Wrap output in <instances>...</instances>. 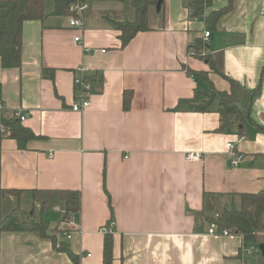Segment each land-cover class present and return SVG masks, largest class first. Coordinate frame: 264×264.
Here are the masks:
<instances>
[{"label":"crops","instance_id":"obj_1","mask_svg":"<svg viewBox=\"0 0 264 264\" xmlns=\"http://www.w3.org/2000/svg\"><path fill=\"white\" fill-rule=\"evenodd\" d=\"M193 1L151 8L149 30L125 47L105 17L132 20L120 2L88 3L84 28L75 29L69 17L53 16L46 0V17L24 24L21 66L5 69L0 59L7 115L29 114L22 140L0 122V218L4 189L22 190L21 206L33 199L31 190L78 191L81 208L68 221L56 207L45 216L64 231L60 238L79 264H103L107 232L113 264H248L242 237L209 234L207 218L217 213L216 197L224 206L235 195L264 191V131L254 124L219 131V99L207 112L190 105L212 88L230 91L228 79L195 56L202 39L205 54H224L228 78L249 89L261 84L251 117L264 128V0H233L208 41L205 24L189 19ZM227 5L220 0L212 9ZM79 68L90 77L92 104L74 112ZM230 143L242 156L238 166L231 165ZM188 153L202 158L189 162ZM0 264L76 263L37 233L8 232L0 234Z\"/></svg>","mask_w":264,"mask_h":264},{"label":"trees","instance_id":"obj_2","mask_svg":"<svg viewBox=\"0 0 264 264\" xmlns=\"http://www.w3.org/2000/svg\"><path fill=\"white\" fill-rule=\"evenodd\" d=\"M53 6L52 15L55 17H74L75 13L70 7L79 2H120L129 1L134 16L132 20L112 18L110 13L105 17L112 20L122 46H127L140 32L149 30V12L151 8H157L158 0H50ZM220 0H195L188 4L190 21H201L208 31H215L220 19L233 10V0H228V5L213 10V4ZM46 0H0V59L5 69L18 68L22 63V45L24 24L30 20H43L45 14ZM164 2L161 10L163 9ZM210 12L208 13L207 11ZM113 15H116L113 13ZM207 49V44L202 39L196 41L195 56L205 61L211 72L228 79L230 91L218 92L213 89L214 95L206 92L205 99L197 104L191 103L190 107L195 112H207L213 105L216 97H219V108L217 112L221 117L219 131L237 124L244 132L246 125L254 124L257 130L264 131L251 117V109L255 100L261 94V84L257 89H249L240 82L228 78L224 72V54L202 55V50ZM46 74L53 75V70L46 69ZM191 77L204 81L208 80L207 73H199L188 70ZM182 104V102H181ZM180 107V106H179ZM176 110H178V108ZM4 132L14 138L22 140L28 136L26 128L13 115H7L1 120ZM22 190L7 189L1 191V218L0 234L8 232H33L41 238L52 242L54 250L68 255L76 264H79L78 256L71 250L69 244L60 238L64 231L52 228L45 214L49 209L58 208L62 215V222L68 221L72 214L80 211L81 195L78 191L69 190H31L33 194V209L24 211L20 205ZM212 197H215L212 195ZM238 198V202L234 198ZM11 198L18 199V204H12ZM233 201L223 206V213L207 218V222L222 232L227 230L230 234L239 235L243 239V246L248 247L252 243L264 244V226L261 216L264 212V191L259 193H244L235 195ZM40 207L37 208L36 205ZM262 255V254H261ZM103 264H113V235L111 232L105 234ZM259 264H264V256L259 258Z\"/></svg>","mask_w":264,"mask_h":264},{"label":"built area","instance_id":"obj_3","mask_svg":"<svg viewBox=\"0 0 264 264\" xmlns=\"http://www.w3.org/2000/svg\"><path fill=\"white\" fill-rule=\"evenodd\" d=\"M88 9H89L88 3L81 4L77 2L70 7V11L76 14V16L70 18L69 25L71 28H75V29L84 28L85 13L87 12ZM210 35H211V32L206 30L204 32V40L208 41V38L210 37ZM75 41L81 42V37L75 38ZM78 71L81 73V75L76 77L74 81L75 89H76V101L72 105V110L74 112H82L90 108L92 104L91 99H90V96L92 94V84H91L90 77H88V75L86 74L87 72L84 68H79ZM7 112H8V108L3 99L2 91L0 88V122L2 118L7 116ZM11 115H13L14 118L20 122H25L29 116V114L23 113L21 111L12 112ZM227 146L230 149L231 156L233 157L231 161V165L238 166L242 160V156L235 151L232 143L228 144ZM201 158H202L201 153H188L186 155V159L189 162H196V161L201 160ZM209 234L214 235V236L230 235V233L227 230L219 232L214 227L210 228ZM66 238L71 239L72 235L66 234ZM244 251H245L246 256H250L252 254L253 248L250 246L244 247Z\"/></svg>","mask_w":264,"mask_h":264},{"label":"rangeland","instance_id":"obj_4","mask_svg":"<svg viewBox=\"0 0 264 264\" xmlns=\"http://www.w3.org/2000/svg\"><path fill=\"white\" fill-rule=\"evenodd\" d=\"M125 4V7L127 8V10L130 12H132V14H133V10H132V8H131V6L129 5V1L128 2H126V3H124ZM49 7V6H48ZM156 10L155 9H153V12H155ZM148 25H150V21H149V24ZM207 30V29H206ZM201 54L204 56V55H206L205 54V49L204 50H202V52H201ZM209 93H211V95H214V93H213V89H211L210 90V92ZM216 99H219L220 100V98L219 97H216ZM32 195H30V196H28V198L29 199H25L24 200V204L21 206L22 207V209L24 210V211H27V212H29V211H31L33 208H31L32 206H31V203H32V201L31 200H33L32 199V197H31ZM27 200H30V204H28V202H27ZM234 201H236V202H238V198L236 197V198H234L233 199ZM232 199L230 200V202L231 201H233ZM33 205H34V203H33ZM37 207H39V205L37 204ZM222 208H223V206H222ZM56 211H58V210H60V209H55ZM62 213V212H61ZM53 214H55V211H53ZM58 213H56V215H57ZM215 215H213V216H216V214L217 213H214ZM50 216V218L52 219V221L54 222L55 220H54V218L49 214L48 215V217ZM59 216V215H58ZM209 218V217H208ZM56 219H58V218H56ZM50 220V219H49ZM60 220V219H59ZM58 220V221H59ZM57 225H59V222H57L56 224H55V227H57ZM250 247H252L253 248V251H252V254L250 255V256H247V262H248V264H259V258L262 256L261 255V251H260V244L259 243H252V244H250Z\"/></svg>","mask_w":264,"mask_h":264},{"label":"water","instance_id":"obj_5","mask_svg":"<svg viewBox=\"0 0 264 264\" xmlns=\"http://www.w3.org/2000/svg\"><path fill=\"white\" fill-rule=\"evenodd\" d=\"M163 2H164V0H158V3H157V10L158 11L161 10ZM213 202L215 204V208H216L217 214L218 215L222 214L223 213V208H222V205L220 203V200L216 197V198L213 199ZM261 223L264 226V212H263V214L261 216ZM260 251H261L262 256H264V244H260Z\"/></svg>","mask_w":264,"mask_h":264}]
</instances>
